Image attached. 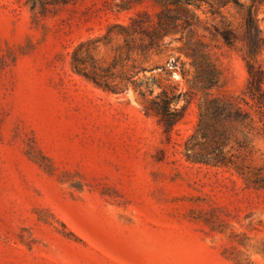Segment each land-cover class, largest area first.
Returning a JSON list of instances; mask_svg holds the SVG:
<instances>
[{"label": "rangeland", "instance_id": "rangeland-1", "mask_svg": "<svg viewBox=\"0 0 264 264\" xmlns=\"http://www.w3.org/2000/svg\"><path fill=\"white\" fill-rule=\"evenodd\" d=\"M197 4L0 0V264H264V188L240 170L264 175L261 122L225 123L233 163L185 155L206 102L238 105L249 79L242 44L209 30L243 12ZM163 91L185 107L170 134Z\"/></svg>", "mask_w": 264, "mask_h": 264}, {"label": "trees", "instance_id": "trees-1", "mask_svg": "<svg viewBox=\"0 0 264 264\" xmlns=\"http://www.w3.org/2000/svg\"><path fill=\"white\" fill-rule=\"evenodd\" d=\"M27 1L33 8L40 7L42 11H45L49 5L65 4L71 0ZM162 1L166 4L169 0ZM199 1L203 0H171V2L179 3L185 11H189L188 5H195ZM231 1L243 12L244 21L242 25L237 29L230 22L223 21L224 25H214L213 29L209 30L214 37L220 38L226 45L232 47L237 43H241L243 48H245L246 67L249 74L248 84L243 92L244 96L241 100H238V105L223 97H213L206 102L201 113L199 126L186 142L185 147L187 160L195 163L228 165L234 162V155L229 154V151H225L228 141L224 125L228 121H238V124L246 125L256 121L257 117L264 131V67L258 60V56L264 51V30L260 28L256 7L257 2L260 1L252 0L250 5H246L241 0H218V8L213 13H216L219 7L225 6ZM162 30V33L168 32L166 26ZM194 51L197 52L198 50L194 49ZM205 61L206 67L204 71L207 72V75L203 81L199 82H204L203 88L211 89L217 84L219 73L211 61L207 59ZM204 73L201 71L200 76L204 75ZM177 101L178 97L165 91L151 101L152 110L160 116V120L168 134L172 132L174 126L184 116L185 107L175 106ZM248 104L254 111L246 107ZM200 137L204 138L205 141H200ZM238 145L245 147L244 143L239 141ZM239 157L240 154H238ZM240 170L248 182L264 188V175L260 170H245V167H240Z\"/></svg>", "mask_w": 264, "mask_h": 264}]
</instances>
